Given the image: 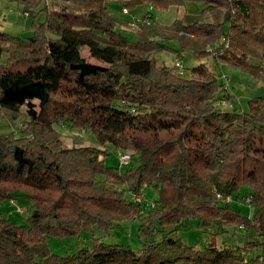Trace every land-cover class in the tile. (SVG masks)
<instances>
[{
	"label": "trees",
	"instance_id": "16d2710c",
	"mask_svg": "<svg viewBox=\"0 0 264 264\" xmlns=\"http://www.w3.org/2000/svg\"><path fill=\"white\" fill-rule=\"evenodd\" d=\"M18 1L45 18L28 37L0 31V204L23 192L34 210L28 226L0 211V264H264V97L248 111L226 110L217 104L225 83L207 63L184 77L155 56L187 50L264 81V0ZM110 1L127 10L204 7L169 26L149 12L133 40ZM3 119L21 120L17 133ZM64 125L92 132L96 145L65 147ZM114 149L139 152L138 164L108 166ZM149 187L158 210L140 226L141 249L94 235L72 254L51 249L49 237L110 232L139 217L148 209L133 198ZM241 195L250 216L225 202ZM192 219L218 230L204 249L151 239ZM231 228L245 232L243 244L220 240Z\"/></svg>",
	"mask_w": 264,
	"mask_h": 264
},
{
	"label": "rangeland",
	"instance_id": "374dc122",
	"mask_svg": "<svg viewBox=\"0 0 264 264\" xmlns=\"http://www.w3.org/2000/svg\"><path fill=\"white\" fill-rule=\"evenodd\" d=\"M204 4L197 1H188L182 7L173 6L167 10L153 9L146 5L138 6L135 9H123L122 5L110 1L108 8L111 13L116 16L120 23L118 30L130 39L136 40L137 35L135 31L144 21L145 15L149 12L153 14L156 20L165 26L171 25L175 19L182 18L185 14L198 15L200 14ZM24 4L18 0H0V31L8 32L14 36L28 37L33 34V25L35 22H41L45 18L44 13L38 14L36 17L31 16L29 11H24ZM176 43V42H175ZM264 54V51H262ZM83 56L89 58V49L85 48L82 51ZM159 66H174V62L179 59L181 65L179 68L182 76L190 77V69L201 62L207 63L210 69L216 74L222 83H225L228 95L225 93L218 94V106L226 110L248 111L249 100L256 96L264 97V81H257L255 78L249 76L247 73L234 68L226 63L219 62L211 56L210 58H197L191 51H182L177 54L170 51H158L155 53ZM92 62L97 63L94 59ZM264 62V61H263ZM38 104V103H37ZM21 120H16L12 123L3 119L4 131L17 133ZM63 141V145L67 148L74 146H89L96 145L95 137L90 131H84L79 128H72L68 125L58 127ZM116 152V153H115ZM121 154L130 156V164L137 165L139 152L132 150L114 149L110 157L106 160L108 166H117L118 158ZM126 168V167H125ZM124 188V187H120ZM248 189V188H246ZM243 190V189H242ZM242 192V191H241ZM243 194V193H242ZM140 197V202L148 210H141L140 216L134 215L131 219L120 222L121 224L114 227L110 232L99 230L96 227L93 232L83 231L78 237H49L48 243L51 249L60 255H67L76 252L80 247L86 244H91V236L101 238L108 243H122L130 244L135 250L143 247L145 237L140 230V226H146L150 223V217L156 212L157 203L155 200L159 198V192L155 187H149L141 194L136 195ZM226 203H230L233 207L239 208L246 216H250L254 212V207L249 203V197L243 199L242 195L238 200L232 198L226 199ZM33 203L29 200L25 193L21 192L13 200H5L0 204V211L5 218L11 219L19 225H29V217L33 212ZM151 211V213H147ZM148 216V217H147ZM147 217V218H146ZM141 218V219H140ZM215 227H203L198 219L186 220L183 225L173 226L168 225L161 228L159 233H155L151 239L156 240L163 235L169 237H181L185 243L194 246L197 249H204L207 246L211 234L217 232ZM253 233L249 234L252 237ZM245 232L238 229H229L228 234H220V240H225L228 243L243 244L246 238L243 236Z\"/></svg>",
	"mask_w": 264,
	"mask_h": 264
},
{
	"label": "built area",
	"instance_id": "2783aa9c",
	"mask_svg": "<svg viewBox=\"0 0 264 264\" xmlns=\"http://www.w3.org/2000/svg\"><path fill=\"white\" fill-rule=\"evenodd\" d=\"M181 65V61L179 59H177L175 62H174V66L176 67H180ZM119 162H120V166L121 167H128V165L130 164V156L127 155V154H121L118 158ZM136 200L138 201H142V199L140 197H134ZM230 199V198H228ZM226 200V199H225Z\"/></svg>",
	"mask_w": 264,
	"mask_h": 264
}]
</instances>
